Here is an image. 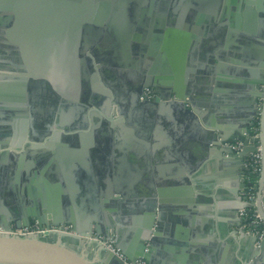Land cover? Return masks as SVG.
Returning a JSON list of instances; mask_svg holds the SVG:
<instances>
[{"label":"crops","instance_id":"crops-1","mask_svg":"<svg viewBox=\"0 0 264 264\" xmlns=\"http://www.w3.org/2000/svg\"><path fill=\"white\" fill-rule=\"evenodd\" d=\"M193 7L195 18L186 21L192 70L180 86L189 90L191 103L180 107L172 96L161 105L137 106L127 100L126 86H114L120 99L108 107L110 113L115 108L112 123L88 117L78 131L52 124L44 133L41 86H0V221L17 207L48 205L62 218L115 221L109 233L114 239L129 237L154 204L164 213L155 262L252 264L245 253L250 232L235 215L243 208L228 191L230 170L216 157L204 160L203 131L233 119L242 99L240 80L255 67L244 41L258 44L253 48L260 53L263 38L248 41L241 31H228L235 26L228 18L236 11L232 4L219 13L210 5ZM183 9L189 10L182 3ZM208 43L230 44L208 63L200 56ZM162 87L174 92L177 86ZM19 113L28 116L17 120Z\"/></svg>","mask_w":264,"mask_h":264},{"label":"water","instance_id":"water-1","mask_svg":"<svg viewBox=\"0 0 264 264\" xmlns=\"http://www.w3.org/2000/svg\"><path fill=\"white\" fill-rule=\"evenodd\" d=\"M182 3L189 10L180 11ZM195 4L210 5L214 13L223 12V4H232L236 11H228V18L235 26L228 31H241L248 41L263 38L260 53L253 48L258 44L244 41L255 67L240 80L242 99L233 119L203 131L204 160L216 157L226 164L233 182L228 191L244 208L242 174L254 147L245 145L234 152L226 143L240 137L255 115L257 98L262 95L264 101V93L258 90L264 84V0H0V86H41L44 133H50L52 124L59 131H78L86 127L88 117L112 123L116 112L113 108L110 113L108 107L120 99L114 86H126L127 100L137 106L161 105L172 96L180 107L191 103L186 101L191 97L189 90L180 86H186L185 74L192 70V60L186 58L193 47L192 27L186 21L195 18ZM229 44L204 45L201 61L213 63V57H219ZM162 86L177 87L171 92ZM147 87L155 92L150 99L144 94ZM15 115L17 120L28 116ZM261 125V172L256 201L250 206L264 223L263 121ZM155 206L129 237L114 239L109 233L114 234L115 221L93 216L83 221L62 218L50 214L48 205L17 207L11 215L2 216L0 227L21 228L35 222L46 228L70 225L71 231L49 230L27 237L0 234V264H162L155 262V254L164 213ZM245 236L246 260L264 264V235ZM109 241L112 248L106 246Z\"/></svg>","mask_w":264,"mask_h":264},{"label":"built area","instance_id":"built-area-1","mask_svg":"<svg viewBox=\"0 0 264 264\" xmlns=\"http://www.w3.org/2000/svg\"><path fill=\"white\" fill-rule=\"evenodd\" d=\"M258 90L261 93H264V84H261ZM144 94L148 99L154 97L155 95L154 92L148 88L145 90ZM262 121L264 123V101L263 96L261 95L257 98L255 115L247 123L244 130H242L240 137L236 138L234 141L226 143V145L229 146L234 152L240 151L245 145L254 147V150H252L246 158L244 164V172L242 174L244 186L241 189L243 191L246 205L240 211V220L244 221L242 223V227L246 229L247 232H251L256 235L258 238H262V236L264 235V223L259 213L256 211V209L251 207L250 204L256 201L258 181L261 172L262 145L260 141V133L262 131ZM49 230L71 231L70 225L51 226L50 228H46L44 226L40 227L37 223L34 222L28 226L21 228L3 229L2 227H0V234L17 237H27L46 234ZM106 246L112 248V242L109 241Z\"/></svg>","mask_w":264,"mask_h":264},{"label":"flooded vegetation","instance_id":"flooded-vegetation-1","mask_svg":"<svg viewBox=\"0 0 264 264\" xmlns=\"http://www.w3.org/2000/svg\"><path fill=\"white\" fill-rule=\"evenodd\" d=\"M86 15V14H85ZM148 89H151L153 92H154V89L152 88V87H147ZM146 88V89H147ZM154 94H155V92H154ZM155 96V95H154Z\"/></svg>","mask_w":264,"mask_h":264}]
</instances>
